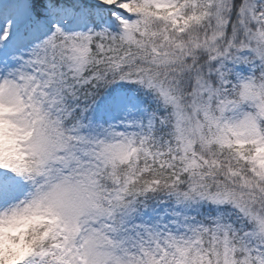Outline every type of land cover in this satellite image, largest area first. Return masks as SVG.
Masks as SVG:
<instances>
[{"label": "snow or ice", "instance_id": "6c2138e0", "mask_svg": "<svg viewBox=\"0 0 264 264\" xmlns=\"http://www.w3.org/2000/svg\"><path fill=\"white\" fill-rule=\"evenodd\" d=\"M0 264H264V0H0Z\"/></svg>", "mask_w": 264, "mask_h": 264}]
</instances>
